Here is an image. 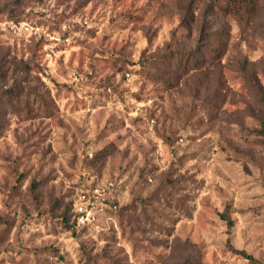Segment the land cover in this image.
Listing matches in <instances>:
<instances>
[{
    "label": "rangeland",
    "instance_id": "rangeland-1",
    "mask_svg": "<svg viewBox=\"0 0 264 264\" xmlns=\"http://www.w3.org/2000/svg\"><path fill=\"white\" fill-rule=\"evenodd\" d=\"M7 57L0 264H264V0H0Z\"/></svg>",
    "mask_w": 264,
    "mask_h": 264
},
{
    "label": "built area",
    "instance_id": "built-area-1",
    "mask_svg": "<svg viewBox=\"0 0 264 264\" xmlns=\"http://www.w3.org/2000/svg\"><path fill=\"white\" fill-rule=\"evenodd\" d=\"M114 198L115 188L110 182L83 189L74 203L76 225L79 227L94 225ZM112 209L116 210L117 205L113 204Z\"/></svg>",
    "mask_w": 264,
    "mask_h": 264
},
{
    "label": "trees",
    "instance_id": "trees-1",
    "mask_svg": "<svg viewBox=\"0 0 264 264\" xmlns=\"http://www.w3.org/2000/svg\"><path fill=\"white\" fill-rule=\"evenodd\" d=\"M9 60L10 59L8 57L7 58H0V95L5 96L7 99L11 100V98H17L18 95H20L22 92L19 88L20 87V85L18 83L19 80H15L14 77H12V76L10 77L12 80L11 84L6 83L8 81L7 70L9 69V65H11V66L14 65V63L10 62ZM22 94H24V93H22ZM263 101H264V98H263ZM262 126H263V132H264V123ZM91 186H94V185H91ZM117 202H118L117 198L116 199L114 198V200H111L109 202L108 207L106 208V211L107 210H113L112 209L113 204H116L117 208H118ZM72 225H76V216H75L74 208H73V223H72ZM237 253L252 259V257L250 255L246 254L245 251H242V250L239 251L238 250Z\"/></svg>",
    "mask_w": 264,
    "mask_h": 264
}]
</instances>
